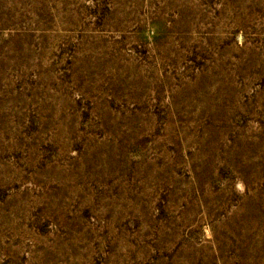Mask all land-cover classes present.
Segmentation results:
<instances>
[{
	"label": "rangeland",
	"instance_id": "rangeland-1",
	"mask_svg": "<svg viewBox=\"0 0 264 264\" xmlns=\"http://www.w3.org/2000/svg\"><path fill=\"white\" fill-rule=\"evenodd\" d=\"M0 264H264V0H0Z\"/></svg>",
	"mask_w": 264,
	"mask_h": 264
}]
</instances>
